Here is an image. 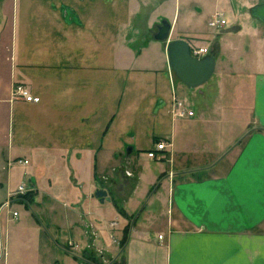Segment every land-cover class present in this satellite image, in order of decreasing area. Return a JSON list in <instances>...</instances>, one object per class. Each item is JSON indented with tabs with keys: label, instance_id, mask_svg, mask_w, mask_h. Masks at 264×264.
I'll return each instance as SVG.
<instances>
[{
	"label": "crops",
	"instance_id": "obj_1",
	"mask_svg": "<svg viewBox=\"0 0 264 264\" xmlns=\"http://www.w3.org/2000/svg\"><path fill=\"white\" fill-rule=\"evenodd\" d=\"M240 1L262 24L245 17L250 35L264 40L254 4ZM190 7L0 0V199H16L24 184L34 200L21 214L0 203L6 227L34 212L53 234L48 243L77 264H91L83 251L99 264H264V68L247 67L241 47L218 39L247 32L239 22L201 39L203 21L224 18ZM181 8L189 13L177 25ZM163 20L168 41L214 57L203 86L187 88L169 67L168 41L154 38ZM14 84L39 101L13 98ZM160 141L159 159L136 170Z\"/></svg>",
	"mask_w": 264,
	"mask_h": 264
},
{
	"label": "rangeland",
	"instance_id": "obj_2",
	"mask_svg": "<svg viewBox=\"0 0 264 264\" xmlns=\"http://www.w3.org/2000/svg\"><path fill=\"white\" fill-rule=\"evenodd\" d=\"M262 1L264 0H249V2H252L254 5ZM190 2H191V7L189 8L190 12L201 13L202 14L201 19L206 16L213 15V13H215L216 11L218 13L221 12L222 17L226 22V24L224 25L225 28L239 22L240 25L242 26V29H244L243 31H247L245 33H242L244 35L241 34L240 37H236L235 34L219 35L218 34L219 28L210 27V26L207 27L206 21H203L202 31L205 34L201 35L202 37L201 39L209 38L212 41V39H214L218 35H219L218 39L229 38V40H233V42H235L237 46L241 47V52L243 53L241 58L244 59V61L247 63V67H250L251 65L257 67V65H260V67L264 68V44H263L264 40L263 38L262 40L261 38L258 39V37L253 38L250 35L251 30L247 27H252L253 23L247 24V22L245 21V17L248 16V18H250L249 20L254 22V24L256 25L261 26L262 24L259 21L252 19L247 14L245 9L243 8L244 6L243 2H241L240 0H190ZM172 11L173 10L171 9L170 12H166V15H168V17H171ZM187 13L189 12H186V8L180 9L177 25H182L184 21H187V19H185ZM190 16L193 17L194 14L193 15L190 14ZM260 40L262 41L261 43L259 42ZM206 41H207L206 44L210 47L211 45L210 41L209 40ZM137 159L138 161L135 162L136 164L134 165L136 170H139L142 174H146L147 168H151L152 165L154 164V162L151 161V159L146 157V152L140 153L137 156ZM5 168H6L5 163L4 162L0 163V177L6 175L7 171L5 170ZM132 169L134 170V167L133 168L130 167L129 171L131 172ZM145 176L143 177L144 181H146V179H144ZM15 198L16 199L14 200L0 199V203H3V201H5L4 203H8V206H6L5 208L9 207L10 211L15 209L20 214L25 213L26 211L25 207H27L26 202L21 200V198H18V196H16ZM33 201H34L33 198H30V204ZM27 214L28 215L23 217L22 220L20 219V225L14 222L6 227L4 225L3 218L0 219V251H1L0 264H5L4 262H7L8 258H10L8 259L9 264H15L12 259V256L15 257L13 254H16L17 252L18 253L16 255L21 257L20 264H77L76 261H73L71 259H67L68 260L67 261L63 257L64 255L57 251L54 244L52 245L51 242L48 243V241L51 240L50 236L53 237V234L50 231H46L42 229V227L40 226L41 222L40 220H38L39 218L37 217V215L34 212L30 213L29 211ZM30 238L37 240V242L41 243V244L39 243L37 244V246L39 247L35 248L36 250L31 248V245L29 243ZM19 239L21 241H19ZM68 246L71 248L70 245ZM82 254L83 253H80L79 255L82 256ZM89 254L93 257L95 256L93 253H89ZM94 258L97 260V263L95 262V264H99L100 262L98 261V258L96 256Z\"/></svg>",
	"mask_w": 264,
	"mask_h": 264
},
{
	"label": "water",
	"instance_id": "obj_3",
	"mask_svg": "<svg viewBox=\"0 0 264 264\" xmlns=\"http://www.w3.org/2000/svg\"><path fill=\"white\" fill-rule=\"evenodd\" d=\"M250 15L264 23V1L250 8ZM170 24L163 20L157 27L154 38L167 40ZM168 65L177 79L187 88H197L206 83L215 69L213 56L196 57L190 52V45L184 39H175L167 42ZM95 195L102 199L106 191L97 190Z\"/></svg>",
	"mask_w": 264,
	"mask_h": 264
},
{
	"label": "built area",
	"instance_id": "obj_4",
	"mask_svg": "<svg viewBox=\"0 0 264 264\" xmlns=\"http://www.w3.org/2000/svg\"><path fill=\"white\" fill-rule=\"evenodd\" d=\"M224 24H225V20L221 18L220 14L216 15L214 18H212L208 22V25L210 27H215V28L221 27ZM190 52L192 55H194L196 57H201L202 55H205L207 53V49L204 47H200V46L190 45ZM11 93H12V97L15 99H22L26 102H38L39 101V97L32 95L29 92V90H27L21 84H14ZM178 114L180 116H182V115H184V111L179 110ZM188 114L190 115L191 112H188ZM164 144L165 143L163 141L156 142L154 145V149L149 150L147 152L148 158L159 159V155L157 154V152L164 149ZM26 192H27V189H26L25 185L21 184L14 190V192L11 194V197L14 198L16 196L25 194ZM3 206H8V203H4ZM12 214H13V216H16L17 212L13 211ZM161 237H162L161 235L158 236V238H161ZM68 245L72 246V243L69 242Z\"/></svg>",
	"mask_w": 264,
	"mask_h": 264
},
{
	"label": "trees",
	"instance_id": "obj_5",
	"mask_svg": "<svg viewBox=\"0 0 264 264\" xmlns=\"http://www.w3.org/2000/svg\"><path fill=\"white\" fill-rule=\"evenodd\" d=\"M18 198H21V200L25 201L27 206L30 205V198H31L30 192H26L25 194L19 195ZM126 233H127V229L125 231V236L122 239V243H124V241L126 240ZM89 253H91V252L83 251L84 255L82 254V258L85 259L87 262L94 263V264H95V262L97 263V260L94 258L95 256L93 257Z\"/></svg>",
	"mask_w": 264,
	"mask_h": 264
}]
</instances>
